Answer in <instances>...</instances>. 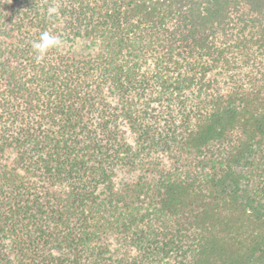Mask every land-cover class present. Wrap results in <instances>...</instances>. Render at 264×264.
<instances>
[{
	"label": "trees",
	"instance_id": "16d2710c",
	"mask_svg": "<svg viewBox=\"0 0 264 264\" xmlns=\"http://www.w3.org/2000/svg\"><path fill=\"white\" fill-rule=\"evenodd\" d=\"M0 264H264V0H0Z\"/></svg>",
	"mask_w": 264,
	"mask_h": 264
},
{
	"label": "clouds",
	"instance_id": "9594fccd",
	"mask_svg": "<svg viewBox=\"0 0 264 264\" xmlns=\"http://www.w3.org/2000/svg\"><path fill=\"white\" fill-rule=\"evenodd\" d=\"M49 17L58 14V9L52 7L48 10ZM63 44L62 39L59 36L53 35L48 31L41 32L39 39L31 42L33 51L37 54V62H41L45 59L50 49H59Z\"/></svg>",
	"mask_w": 264,
	"mask_h": 264
},
{
	"label": "rangeland",
	"instance_id": "374dc122",
	"mask_svg": "<svg viewBox=\"0 0 264 264\" xmlns=\"http://www.w3.org/2000/svg\"><path fill=\"white\" fill-rule=\"evenodd\" d=\"M65 42L66 49H70L73 52L81 53L86 52L89 47L86 42L76 39H66ZM131 176L124 171H117L115 175V183L120 186L123 183L127 182Z\"/></svg>",
	"mask_w": 264,
	"mask_h": 264
}]
</instances>
